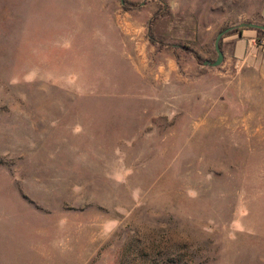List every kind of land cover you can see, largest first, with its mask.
I'll use <instances>...</instances> for the list:
<instances>
[{
	"label": "rangeland",
	"instance_id": "rangeland-1",
	"mask_svg": "<svg viewBox=\"0 0 264 264\" xmlns=\"http://www.w3.org/2000/svg\"><path fill=\"white\" fill-rule=\"evenodd\" d=\"M263 10L0 0V264H264Z\"/></svg>",
	"mask_w": 264,
	"mask_h": 264
},
{
	"label": "crops",
	"instance_id": "crops-1",
	"mask_svg": "<svg viewBox=\"0 0 264 264\" xmlns=\"http://www.w3.org/2000/svg\"><path fill=\"white\" fill-rule=\"evenodd\" d=\"M254 37V31L246 29L237 32L235 37L228 38V49L224 50L220 46L223 67L226 72L233 67L239 80L251 76L253 81L264 83V52L259 51Z\"/></svg>",
	"mask_w": 264,
	"mask_h": 264
},
{
	"label": "water",
	"instance_id": "water-1",
	"mask_svg": "<svg viewBox=\"0 0 264 264\" xmlns=\"http://www.w3.org/2000/svg\"><path fill=\"white\" fill-rule=\"evenodd\" d=\"M241 27L250 28L253 30H260L264 33V25H260V24H256V23H240V24H237L235 26L227 27V28H224V29L218 31L214 37V40H213V51L215 53V58L213 61H203L202 65H205L207 67L218 66L221 63L222 58H223L222 53H221L220 48H219V41H220L221 37L224 34H226L227 32H229L231 30H235L237 28H241Z\"/></svg>",
	"mask_w": 264,
	"mask_h": 264
},
{
	"label": "trees",
	"instance_id": "trees-1",
	"mask_svg": "<svg viewBox=\"0 0 264 264\" xmlns=\"http://www.w3.org/2000/svg\"><path fill=\"white\" fill-rule=\"evenodd\" d=\"M231 31H236V30H231ZM257 32L261 33L260 30H257ZM219 48H220V45H219Z\"/></svg>",
	"mask_w": 264,
	"mask_h": 264
}]
</instances>
